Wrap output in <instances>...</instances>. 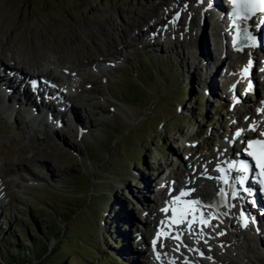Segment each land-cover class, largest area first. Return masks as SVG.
I'll return each instance as SVG.
<instances>
[{
  "label": "rangeland",
  "instance_id": "rangeland-1",
  "mask_svg": "<svg viewBox=\"0 0 264 264\" xmlns=\"http://www.w3.org/2000/svg\"><path fill=\"white\" fill-rule=\"evenodd\" d=\"M187 1L0 0L7 72L48 80L75 70L72 93H63L73 112L57 128L30 118L27 106L6 112L24 102L17 89L8 103L0 97V236L17 240L26 264H37L31 249L40 244L24 220L49 248L60 242L43 264H147L164 184L186 183L211 163L235 118L248 119L264 83L229 97L214 66L223 53L215 21Z\"/></svg>",
  "mask_w": 264,
  "mask_h": 264
},
{
  "label": "bare ground",
  "instance_id": "bare-ground-1",
  "mask_svg": "<svg viewBox=\"0 0 264 264\" xmlns=\"http://www.w3.org/2000/svg\"><path fill=\"white\" fill-rule=\"evenodd\" d=\"M185 2L188 1L183 0V3ZM197 3L200 6L198 10L195 9L196 15L201 14L203 17L210 15L215 21V24L213 23L215 36L213 34L212 37L214 38V42L216 41L215 38H218L217 42L221 41V45L218 46L217 51L222 49L223 53L220 50L221 56L218 55L219 57L214 60V66L217 64V67L220 66L224 69L225 76L227 77L226 88L229 92V97L231 98L232 92L233 98L231 99H235L237 92L240 96L247 89V86H250V81L256 86L257 79L260 78L258 70L261 68V57L264 58V39L262 40L263 45L260 48L252 47L250 40L238 48L233 47L232 44L230 46L224 38V32L227 31V24L224 22V19H220L219 15L223 9L221 8L222 2L220 0H197ZM167 12L170 14L174 13V11L170 12L168 10L165 13ZM171 16L174 17V14ZM255 20L253 25L250 23L251 31L256 35L263 33L262 36L264 37V13H259ZM177 25H167L162 30V36L166 34L164 33L165 31H171ZM188 25L190 23L183 24V26ZM153 35L162 38L156 30L153 31ZM200 37H204L205 39L203 42V48L205 50L204 58H207L208 55H206V52L210 50V43L208 42L207 35L204 33L201 32L199 39ZM209 58L210 61L212 58L211 55H209ZM6 67L0 65V97L2 101L8 103L10 99L12 100L16 89L19 91V96L24 99L21 105L22 108L19 104L15 108L11 102V105L8 104L9 106H6V112L13 113L14 109L16 111H22L24 106H27L25 111L30 118L34 119L36 117V119H42L44 123L56 125V128L61 123L60 119L64 114L73 112L71 109L72 106L69 104V99L63 97L64 92L72 93V75H75L73 68L71 70H69L70 68H63L56 74L54 73V77H49L44 82V85H50L46 87L42 85L43 83L37 82L40 77L37 80L35 78L32 79L28 74L18 71L19 69L17 71L7 72L5 70ZM6 72L7 78L4 76ZM53 83L56 85L51 88V84ZM28 86L32 89L30 93L26 89ZM69 97L71 98V96ZM263 100L264 94L257 97V103L254 107L258 111H261L259 106ZM17 101L20 102L21 100L17 99ZM235 122L244 128L241 136L259 132L263 128L260 116H256L252 123L243 122L239 118ZM229 140H231L229 137L223 139L226 148L229 146ZM220 154L221 152L218 150L217 155L220 156ZM194 157L195 154H192L191 159ZM198 158H201L200 162L205 161L204 156H199ZM190 165L193 167V163ZM213 167L214 165L211 166L207 163L194 172V174H187V183L177 185H174V183L171 185L164 184L167 189H170L171 193L168 196L161 193L162 201L164 203L170 202L179 192H186L195 197L210 196L207 192L212 193V187L214 186ZM204 176H208L209 180L204 179ZM2 188L3 185L1 184L0 192L4 190H1ZM175 191L176 194H174ZM225 192L229 196V201L227 207L221 208L222 211L220 210L218 213L215 211L212 213H210L211 211L197 212L188 207L183 216L184 222L178 228L170 227L167 224L164 216L161 214L162 210L161 212H155L156 219L149 226H152L153 230H157L158 232L150 238L151 241L147 244L152 250L148 257H145L148 261L147 264H264L261 258L262 254H259L260 249H264V244H262L260 238L264 237V215L261 216L260 210L253 204L244 206L240 202L242 198L247 197L241 190L238 192L234 191V193H237L235 194L237 197L231 193V190L227 192L225 189ZM262 208L264 209V207ZM240 209H243V211L246 210L248 213L251 211L249 218H253V221L244 223L238 215ZM160 231L163 232L162 236ZM258 234H260V237ZM134 253L137 254V252ZM126 255L128 256L129 253Z\"/></svg>",
  "mask_w": 264,
  "mask_h": 264
},
{
  "label": "trees",
  "instance_id": "trees-1",
  "mask_svg": "<svg viewBox=\"0 0 264 264\" xmlns=\"http://www.w3.org/2000/svg\"><path fill=\"white\" fill-rule=\"evenodd\" d=\"M22 223L25 224V227H27V229L29 230V233L26 232L25 235H27V237H29L30 239L34 240L37 239L40 246L38 247V249H36L37 247V242H34V249H31V254H34L36 256V260H37V264H43L46 260H48L51 257V253L53 252V250L55 248L58 247V243H60L59 241H56L57 244L55 246V248H49V245L47 243L46 237H41L38 238L37 237V233L35 232L34 229H32L28 224L27 221H23ZM20 223H16L15 227H17ZM29 235H28V234ZM44 238V239H43ZM56 239V238H55ZM19 248L18 244H17V240L11 236V234H7L6 235H1L0 236V263L1 264H21V263H17V259L19 257V255H22L23 258H25V260H22L23 263L22 264H26L27 262V258L24 256V254L22 252L19 253V250L16 249Z\"/></svg>",
  "mask_w": 264,
  "mask_h": 264
},
{
  "label": "snow or ice",
  "instance_id": "snow-or-ice-1",
  "mask_svg": "<svg viewBox=\"0 0 264 264\" xmlns=\"http://www.w3.org/2000/svg\"><path fill=\"white\" fill-rule=\"evenodd\" d=\"M233 2H235V0H233ZM244 2H245V3H249V2H252V0H244ZM259 3H260L262 6H264V0H259ZM261 11L264 12V7L261 8ZM262 134H264V133H262ZM237 135H239V133H237ZM252 143H256V141H251V142H249L250 145H251ZM249 155H252V153H249ZM258 163H259V161H258ZM242 179H243V178H242ZM182 195H183V193H182Z\"/></svg>",
  "mask_w": 264,
  "mask_h": 264
}]
</instances>
